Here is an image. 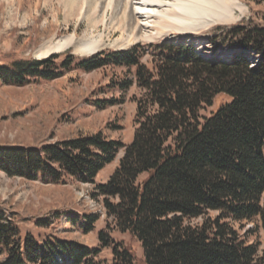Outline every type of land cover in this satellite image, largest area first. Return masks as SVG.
<instances>
[{
    "label": "trees",
    "instance_id": "1",
    "mask_svg": "<svg viewBox=\"0 0 264 264\" xmlns=\"http://www.w3.org/2000/svg\"><path fill=\"white\" fill-rule=\"evenodd\" d=\"M211 41L217 43L211 55L235 52L207 58L192 43L163 40L82 58L68 54L59 65L57 53L0 65V87L111 67L123 70L109 87L141 91L134 97L129 144L102 131L68 132L63 140L39 147L0 142V170L50 185L64 176L94 183L123 149L94 196L103 197L114 226L140 243L142 264H264V249L239 232L252 221L264 232V22L229 26ZM218 96L226 100L214 108ZM120 101L112 97L94 103L102 109ZM11 115L15 112L0 109V118ZM14 215L0 202V264H93L98 250L75 240L22 233ZM59 216L38 217L35 226L46 228ZM82 218L87 233L99 215L83 213ZM98 238L111 246L112 264H135L132 248L104 231Z\"/></svg>",
    "mask_w": 264,
    "mask_h": 264
},
{
    "label": "rangeland",
    "instance_id": "2",
    "mask_svg": "<svg viewBox=\"0 0 264 264\" xmlns=\"http://www.w3.org/2000/svg\"><path fill=\"white\" fill-rule=\"evenodd\" d=\"M238 1L244 6V12L239 15L235 11L239 16L232 22L216 23L193 34L181 35L175 32L170 36L153 40L138 39L131 44L117 46L116 41L121 32L116 28V22L110 21V14L106 16V23H99L91 30L89 22L78 17L80 5L69 7L72 0H0V65L10 66L15 59L45 58L47 56L37 54L44 42L60 40L69 35H74L77 41L83 37L93 35L98 38L101 35L105 46L99 49L112 51L126 50L137 43L145 46L163 40L175 42L177 37L176 40L190 41L200 53L208 54L210 48L217 44L211 40L222 29L241 22L263 24L264 0ZM99 2L100 10L104 0ZM122 3L123 0L118 1L120 6L117 5V10ZM99 49L97 52L101 51ZM53 53L60 55L57 65L68 54L77 58L90 56L73 46ZM122 70L108 67L92 72L78 71L56 81L34 82L22 87H0V109L3 114L15 112V116L0 118V142L39 147L41 144L63 140L68 132L83 134L102 131L107 138L129 144L135 130L134 97H138L141 91L137 86H132L126 92L109 87L110 80L116 78V75L121 76ZM112 97L120 98V103L102 109L94 103ZM225 100L226 97L218 96L214 108ZM122 155L123 149H119L115 159L99 171L94 183H78L64 176L55 185H50L40 179L28 181L11 177L0 170V202L9 212L15 213V220L22 233L30 232L41 239L56 237L78 241L90 249L98 250L96 256L92 257L93 264H112L111 246H104L98 238V233L104 231L114 242L132 248L136 257L135 264H142L140 243L128 232H121L114 226L112 218L107 217L102 206L103 197L94 196L96 186L108 180ZM96 201L101 205L99 208ZM261 203L264 207V195ZM56 212L60 216L54 218L48 227L35 226L36 218L51 216ZM83 213L99 215L93 230L87 233L81 227ZM70 217L76 219H67ZM239 232L247 238L248 243L257 244L260 251L264 249V232L256 221L243 223Z\"/></svg>",
    "mask_w": 264,
    "mask_h": 264
},
{
    "label": "bare ground",
    "instance_id": "3",
    "mask_svg": "<svg viewBox=\"0 0 264 264\" xmlns=\"http://www.w3.org/2000/svg\"><path fill=\"white\" fill-rule=\"evenodd\" d=\"M118 1L104 0L100 10L99 0H72L69 7L80 5L78 17L85 18L91 30L99 23H106V16L110 14V21H115L118 25L116 28L121 32L117 46L131 44L138 39L153 40L170 36L175 32L193 34L216 23L232 22L244 12V6L238 0H123L121 8L117 10ZM149 30L154 34L148 33ZM74 38V35H69L60 40H47L39 47L37 54L48 56L53 51L73 46L89 55L105 46L101 35L98 38L93 35L83 37L79 41Z\"/></svg>",
    "mask_w": 264,
    "mask_h": 264
},
{
    "label": "built area",
    "instance_id": "4",
    "mask_svg": "<svg viewBox=\"0 0 264 264\" xmlns=\"http://www.w3.org/2000/svg\"><path fill=\"white\" fill-rule=\"evenodd\" d=\"M255 61H256V59H255ZM95 204H97L98 208L101 206L99 202L97 203V201Z\"/></svg>",
    "mask_w": 264,
    "mask_h": 264
},
{
    "label": "water",
    "instance_id": "5",
    "mask_svg": "<svg viewBox=\"0 0 264 264\" xmlns=\"http://www.w3.org/2000/svg\"><path fill=\"white\" fill-rule=\"evenodd\" d=\"M97 52V51H96ZM96 52H93V53H96ZM93 53H91V54H93ZM91 54H89V55H91Z\"/></svg>",
    "mask_w": 264,
    "mask_h": 264
}]
</instances>
